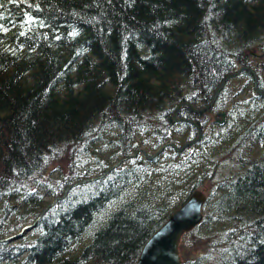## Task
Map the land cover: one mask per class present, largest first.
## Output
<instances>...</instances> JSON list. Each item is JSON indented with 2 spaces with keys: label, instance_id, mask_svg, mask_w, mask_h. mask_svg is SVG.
I'll use <instances>...</instances> for the list:
<instances>
[{
  "label": "trees",
  "instance_id": "trees-1",
  "mask_svg": "<svg viewBox=\"0 0 264 264\" xmlns=\"http://www.w3.org/2000/svg\"><path fill=\"white\" fill-rule=\"evenodd\" d=\"M242 65L264 90V0H0V264H136L196 188L181 264H264L254 74L188 105Z\"/></svg>",
  "mask_w": 264,
  "mask_h": 264
},
{
  "label": "water",
  "instance_id": "water-1",
  "mask_svg": "<svg viewBox=\"0 0 264 264\" xmlns=\"http://www.w3.org/2000/svg\"><path fill=\"white\" fill-rule=\"evenodd\" d=\"M247 68L254 74V87L257 92L264 95V90H260L257 88V74L254 71L253 68L242 65L239 67L235 72H232L221 81V83L218 85V87L214 90V93L212 95V98L210 102L201 107V108H195L190 103L188 105L193 111L201 112L204 109H207L213 104V101L219 92V90L224 86L226 80L231 77L238 74L241 69ZM180 106V103L176 106V109L174 111V114L172 116L173 120H177L178 117L176 116L177 110ZM218 114L225 115L223 111H219ZM200 137V131H198L197 137L186 141L183 143L180 147H176L177 150H181L183 147H185L188 144H191L195 142ZM166 144H163L159 149H157L153 154H148V151L143 149L144 153L148 155L149 157H153L160 153L163 148H165ZM174 146V144L172 143ZM137 151L133 154L136 155ZM125 158H121L119 161L111 165L108 169H106L103 173L85 178L79 181H76L74 184H78L80 182H84L86 180L98 178L100 176H103L107 174L111 169L118 166L121 162H123ZM72 185H69L64 195L67 193L69 188ZM62 196H57L55 200L48 204L47 208L51 206L58 198H61ZM207 199V195L204 191V189L196 188L194 189L188 197L183 201V203L178 206L175 210H173L169 216V218L153 233V235L147 240L145 245L142 248V251L140 253V256L138 258V261L136 264H181V254L179 252V241L181 235L190 229H192L195 225L201 222L203 213H202V206L204 205L205 201ZM46 208V209H47ZM45 209V210H46ZM44 210V211H45ZM43 211V212H44ZM36 223H29L26 226L23 227V230H21L18 233H14L4 239H15L19 235H21L26 229L33 227Z\"/></svg>",
  "mask_w": 264,
  "mask_h": 264
},
{
  "label": "rangeland",
  "instance_id": "rangeland-1",
  "mask_svg": "<svg viewBox=\"0 0 264 264\" xmlns=\"http://www.w3.org/2000/svg\"><path fill=\"white\" fill-rule=\"evenodd\" d=\"M260 55V54H259ZM252 68V67H251ZM227 81V80H226ZM213 116H215L216 118H221V116L219 115V114H215L214 113V115ZM92 162L93 164H95V161L94 160H92V159H90V160H86L85 162ZM58 165H62L64 168H66V165H63V164H56V165H53L52 166V168L54 169V171H53V174L54 175H56V176H59L60 175V171L59 170H57L58 169ZM38 188H42V187H38ZM29 223H32V221H28V222H26V224H29ZM220 225H221V223H220ZM23 226H26V225H20V229H19V231H21V230H23ZM18 231V232H19ZM17 232V231H16ZM38 231H37V229L33 226V227H30V228H28V229H26L25 231H24V233L26 234V235H34V234H36Z\"/></svg>",
  "mask_w": 264,
  "mask_h": 264
},
{
  "label": "flooded vegetation",
  "instance_id": "flooded-vegetation-1",
  "mask_svg": "<svg viewBox=\"0 0 264 264\" xmlns=\"http://www.w3.org/2000/svg\"><path fill=\"white\" fill-rule=\"evenodd\" d=\"M221 111V110H220ZM217 114H218V112H217ZM225 114V113H224ZM220 116H221V118H220V122H223L224 121V118H225V115L223 116V115H221V114H219Z\"/></svg>",
  "mask_w": 264,
  "mask_h": 264
}]
</instances>
